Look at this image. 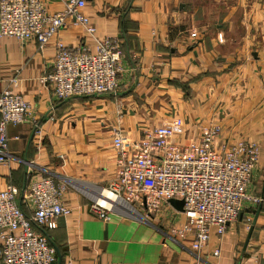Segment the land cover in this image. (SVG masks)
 I'll return each mask as SVG.
<instances>
[{"label": "crops", "instance_id": "1", "mask_svg": "<svg viewBox=\"0 0 264 264\" xmlns=\"http://www.w3.org/2000/svg\"><path fill=\"white\" fill-rule=\"evenodd\" d=\"M66 1L46 3L59 12ZM86 2L98 37H116L122 44V87L116 94L53 99L42 78L52 72L57 42L96 51L94 39L71 21L41 51L35 43L0 38V93L22 94L40 130L39 137L33 123L9 128L0 190L14 185L21 191L41 176L68 187L65 204L72 213L49 235L61 264H193L189 244L167 236L185 222L167 202L147 219L142 209L140 219L117 212L98 219L90 207L116 176L112 129L137 140L144 129L176 118L183 120V141L218 125L220 144L257 143L252 191L263 194L264 0ZM259 206L246 208L222 237L212 231L199 264H264V204L253 224Z\"/></svg>", "mask_w": 264, "mask_h": 264}, {"label": "built area", "instance_id": "2", "mask_svg": "<svg viewBox=\"0 0 264 264\" xmlns=\"http://www.w3.org/2000/svg\"><path fill=\"white\" fill-rule=\"evenodd\" d=\"M86 6V0H67L62 11L51 12L46 0H0V38L35 43L41 51L71 21L85 38L94 39L95 53L84 46L75 49L57 42L52 72L42 78L56 102L116 94L122 87V44L116 37H98ZM28 123L34 124L40 137L31 103L22 94L3 90L0 163L7 161L9 128ZM220 132L218 125H210L196 139L183 141V120L176 118L166 125L146 128L139 139L131 140L121 128L114 127L111 135L117 172L107 191L114 201L108 205L95 201L90 214L103 220L114 212L140 219L142 209L147 219L157 215L168 200H183L184 212L180 214L185 222L172 227L167 236L188 243L193 264L201 263L199 253L212 231L222 237L246 208L264 204V192L257 195L252 191L260 160L257 143L220 144ZM67 193L68 187L50 176L32 177L22 192L14 185L0 190V264H58L56 248L34 224L56 229L59 219L72 213L65 204ZM120 205L124 213L116 209ZM66 264L73 263L69 260Z\"/></svg>", "mask_w": 264, "mask_h": 264}, {"label": "water", "instance_id": "3", "mask_svg": "<svg viewBox=\"0 0 264 264\" xmlns=\"http://www.w3.org/2000/svg\"><path fill=\"white\" fill-rule=\"evenodd\" d=\"M167 203H168L173 209H175L176 211H178V212H180V213H183V212H184V209H183L184 201H183V200L170 199V200L167 201ZM260 210H261V205H260V206L258 207V209L255 211L256 216H255V220H254L253 224L256 223V220H257V218H258V216H259ZM253 227H254V225L251 226V228H250V233H249V235H248V237H247L246 245H247V244L249 243V241H250V237H251V233H252ZM56 250H57V249H56ZM57 254H58V264H61V263H60V261H61V256H60L58 250H57Z\"/></svg>", "mask_w": 264, "mask_h": 264}, {"label": "bare ground", "instance_id": "4", "mask_svg": "<svg viewBox=\"0 0 264 264\" xmlns=\"http://www.w3.org/2000/svg\"><path fill=\"white\" fill-rule=\"evenodd\" d=\"M100 200L104 201V204L108 205L114 201V198L106 191L102 193V198Z\"/></svg>", "mask_w": 264, "mask_h": 264}, {"label": "trees", "instance_id": "5", "mask_svg": "<svg viewBox=\"0 0 264 264\" xmlns=\"http://www.w3.org/2000/svg\"><path fill=\"white\" fill-rule=\"evenodd\" d=\"M19 191H20V189H19ZM21 191H23V190H21ZM24 210H25V208H24ZM26 213L29 214L27 211H26ZM34 228H36L37 230L42 231L47 236L48 240H49V235H50L51 231H53V230H49V229H41V228H38V225H36V224H34ZM49 242H50V240H49ZM50 244H51V242H50Z\"/></svg>", "mask_w": 264, "mask_h": 264}, {"label": "rangeland", "instance_id": "6", "mask_svg": "<svg viewBox=\"0 0 264 264\" xmlns=\"http://www.w3.org/2000/svg\"><path fill=\"white\" fill-rule=\"evenodd\" d=\"M116 209H117L119 212H121V213H124V212H125V208L122 207L121 205H120V207L117 206Z\"/></svg>", "mask_w": 264, "mask_h": 264}]
</instances>
